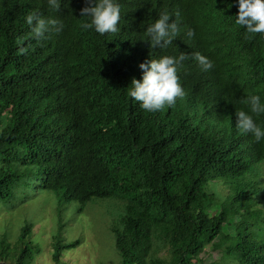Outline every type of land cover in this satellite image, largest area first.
<instances>
[{"label": "trees", "instance_id": "1", "mask_svg": "<svg viewBox=\"0 0 264 264\" xmlns=\"http://www.w3.org/2000/svg\"><path fill=\"white\" fill-rule=\"evenodd\" d=\"M59 2L0 0V200L30 186L77 202L76 211L126 197L110 228L119 264H212L199 255L214 241L223 258L264 264V207L252 201L264 138L238 129L235 115L250 111L249 95L264 104V34L236 24L238 0H115L118 31L104 35L81 27L90 23L84 0ZM33 12L63 30L34 39L25 19ZM165 12L179 32L152 48L146 30ZM196 52L213 67L202 71ZM180 53L184 96L144 110L128 95L139 65ZM254 119L264 129V113ZM216 182L225 192L208 191ZM30 233V223L12 242L1 233L0 261L33 264ZM52 244L62 264L59 252L77 240Z\"/></svg>", "mask_w": 264, "mask_h": 264}, {"label": "rangeland", "instance_id": "2", "mask_svg": "<svg viewBox=\"0 0 264 264\" xmlns=\"http://www.w3.org/2000/svg\"><path fill=\"white\" fill-rule=\"evenodd\" d=\"M259 167V174H256L254 181L257 189L252 192V201H258L264 207V158ZM207 188L214 193H223L226 189L220 182L208 184ZM125 201L126 197L117 195L93 198L80 211H76L77 202L69 201L66 204L50 190L38 186L18 189L8 199L0 200V234L4 233L7 240L12 242L20 227L30 223L29 241L33 247V264H54L51 258L52 243L56 239L63 243L77 240V244L59 252L62 264H119L120 257L114 248V235L110 228L121 213ZM214 208L212 205L211 209ZM231 230V223L223 224V232L230 233ZM152 241V248L161 246L160 240L153 238ZM217 246V241L211 242L200 253V258L212 264H242L228 256L223 258ZM164 251V247L157 250L155 257L162 258Z\"/></svg>", "mask_w": 264, "mask_h": 264}, {"label": "clouds", "instance_id": "3", "mask_svg": "<svg viewBox=\"0 0 264 264\" xmlns=\"http://www.w3.org/2000/svg\"><path fill=\"white\" fill-rule=\"evenodd\" d=\"M86 6L80 10L81 17H89L90 23H84L81 27L85 30L93 29L100 35L116 33L117 24L120 21V6L115 0H84ZM48 5L54 10L60 8L59 0H48ZM26 23L31 28L34 39L40 40L49 30L59 33L63 30V23L54 18H43L33 12L26 17ZM170 16L162 13L146 30L150 38L152 48H166L172 44L174 37L179 32V26L175 21L169 23ZM236 24L244 27L248 33L264 34V0H238V14ZM193 30L187 31L191 38ZM26 50L21 49V53ZM202 71L213 67L211 61L204 55L196 52L192 54ZM187 55L180 53L177 57L163 56L159 59H150L141 63L142 80L132 79L128 95L140 106L148 111L161 110L165 105L172 106L176 99L184 96V91L179 83L177 67L187 59ZM244 103L250 111H236V127L244 133H250L258 142L264 138V129L255 121L254 117L264 113V104L260 102L258 95L247 96Z\"/></svg>", "mask_w": 264, "mask_h": 264}, {"label": "water", "instance_id": "4", "mask_svg": "<svg viewBox=\"0 0 264 264\" xmlns=\"http://www.w3.org/2000/svg\"><path fill=\"white\" fill-rule=\"evenodd\" d=\"M0 264H5L4 262L0 261Z\"/></svg>", "mask_w": 264, "mask_h": 264}]
</instances>
